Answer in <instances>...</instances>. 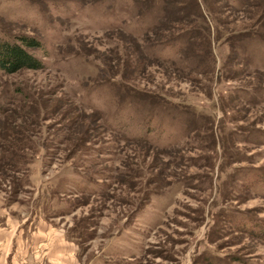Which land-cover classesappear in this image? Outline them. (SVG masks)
Returning a JSON list of instances; mask_svg holds the SVG:
<instances>
[{"label": "rangeland", "instance_id": "374dc122", "mask_svg": "<svg viewBox=\"0 0 264 264\" xmlns=\"http://www.w3.org/2000/svg\"><path fill=\"white\" fill-rule=\"evenodd\" d=\"M199 2L173 67L148 0H0V264H264V0Z\"/></svg>", "mask_w": 264, "mask_h": 264}, {"label": "trees", "instance_id": "16d2710c", "mask_svg": "<svg viewBox=\"0 0 264 264\" xmlns=\"http://www.w3.org/2000/svg\"><path fill=\"white\" fill-rule=\"evenodd\" d=\"M178 1L179 0H148L147 7H142L141 11L139 12V14L144 18H153L154 20L159 21L157 24L151 25L149 32L146 33L155 34L156 38H159L153 45L150 43V48H146L145 46L143 47L148 59H152L154 62L156 60L167 66L170 63L173 67L175 66V60L169 57H163L161 55L162 53L155 57L152 48H155L156 50H161L163 48L165 50L168 47L175 45L179 46L181 50H187L190 45L194 44L195 37L203 36V33L201 32L202 30L204 32H208L206 27L207 25L204 27L202 26L201 29H196V26L198 25L196 21L192 20H189L191 25L186 27H182L180 25L175 26L171 24L166 25V21H168V18L172 12L175 10L176 12L179 10L185 11V9L187 15L190 13L198 15V17H201V19H204L206 22L205 14L201 9V5L203 3H200L199 0H195L196 7L195 10L192 11L191 7H172ZM207 11L210 13L214 10L212 7H207ZM129 34L135 39L141 38V34H138L137 32L130 31ZM43 47L44 44L42 41L38 37L32 36L30 34H18L12 37L0 36V69L9 74L16 73L22 69H43L45 67L43 60L37 57L33 51L30 50L32 48ZM186 58H188V55ZM150 101L152 104L151 106H153L155 102H153L154 100L152 97H150Z\"/></svg>", "mask_w": 264, "mask_h": 264}]
</instances>
